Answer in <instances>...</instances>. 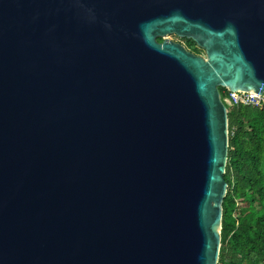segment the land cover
Segmentation results:
<instances>
[{"label": "water", "instance_id": "water-1", "mask_svg": "<svg viewBox=\"0 0 264 264\" xmlns=\"http://www.w3.org/2000/svg\"><path fill=\"white\" fill-rule=\"evenodd\" d=\"M219 87L264 96V0H0V264H217Z\"/></svg>", "mask_w": 264, "mask_h": 264}, {"label": "trees", "instance_id": "trees-1", "mask_svg": "<svg viewBox=\"0 0 264 264\" xmlns=\"http://www.w3.org/2000/svg\"><path fill=\"white\" fill-rule=\"evenodd\" d=\"M194 45L186 39V48L198 54ZM218 89L222 98L225 89ZM226 107L228 152L223 176L227 190L217 264H264V108Z\"/></svg>", "mask_w": 264, "mask_h": 264}, {"label": "built area", "instance_id": "built-area-1", "mask_svg": "<svg viewBox=\"0 0 264 264\" xmlns=\"http://www.w3.org/2000/svg\"><path fill=\"white\" fill-rule=\"evenodd\" d=\"M225 89V94L221 100L227 105H258L264 108V96L253 91H231L228 88Z\"/></svg>", "mask_w": 264, "mask_h": 264}, {"label": "rangeland", "instance_id": "rangeland-1", "mask_svg": "<svg viewBox=\"0 0 264 264\" xmlns=\"http://www.w3.org/2000/svg\"><path fill=\"white\" fill-rule=\"evenodd\" d=\"M258 264H260V263H258Z\"/></svg>", "mask_w": 264, "mask_h": 264}]
</instances>
